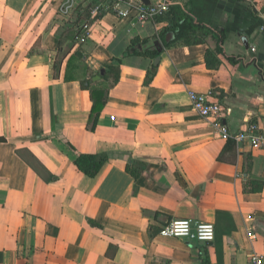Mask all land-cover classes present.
Here are the masks:
<instances>
[{
  "label": "crops",
  "instance_id": "crops-1",
  "mask_svg": "<svg viewBox=\"0 0 264 264\" xmlns=\"http://www.w3.org/2000/svg\"><path fill=\"white\" fill-rule=\"evenodd\" d=\"M171 1L210 31L202 43L164 48L165 17L139 23L110 11L78 45L72 28L86 0L68 14L63 0H0V264L264 257V151L221 139L189 97L220 101V123L232 135L252 124L264 132V0ZM154 49L157 63L144 54ZM77 51L83 61L67 68ZM207 51L217 68L207 67ZM114 60L118 81L91 132L92 101L80 82ZM81 154L107 156L95 178L76 170ZM127 166L143 169L136 180ZM173 220L211 224V245L160 236Z\"/></svg>",
  "mask_w": 264,
  "mask_h": 264
},
{
  "label": "built area",
  "instance_id": "built-area-1",
  "mask_svg": "<svg viewBox=\"0 0 264 264\" xmlns=\"http://www.w3.org/2000/svg\"><path fill=\"white\" fill-rule=\"evenodd\" d=\"M78 0H63L61 5L62 13L68 14ZM88 2V19L82 21L77 27L78 37L76 43L84 44L91 34L90 22L105 12H115L118 17L126 18L131 13L136 21L145 23L154 21L165 15L173 5L171 0H157L150 6H144L139 0H86ZM251 2V0H239ZM119 4H124L125 9L120 10ZM260 30L264 32V11L259 13ZM210 95V94H209ZM190 101L194 111L202 119L215 122L218 135L223 140H232L236 145L248 143L252 150L264 151V132H260L257 125H249L247 129L234 135L226 130V126L220 123L222 117V104L220 101H209L208 97L202 94L189 93ZM111 120L113 118L111 117ZM160 236L164 238L185 239L188 242L210 243L214 239V228L211 224L202 223L191 225L188 220H173L163 226ZM249 239H254L248 234ZM249 264H264V257L257 254L250 256Z\"/></svg>",
  "mask_w": 264,
  "mask_h": 264
},
{
  "label": "trees",
  "instance_id": "trees-1",
  "mask_svg": "<svg viewBox=\"0 0 264 264\" xmlns=\"http://www.w3.org/2000/svg\"><path fill=\"white\" fill-rule=\"evenodd\" d=\"M84 15L88 17V8L84 10ZM83 16L74 21L72 28V41L74 42L78 37L77 27L82 23V21H84ZM162 17H165V19L168 20L167 28L158 37L159 43L164 48H169L171 45L182 40L188 44H200L203 42V38L210 34V31L205 26L192 18L189 10H183L179 6L174 7L172 5L168 12ZM168 36H170V39ZM221 43L222 39L219 41V46ZM58 53L60 54L59 58H55L53 60L52 69L54 70H59L63 58L62 54L60 53V49ZM144 54L151 58H156L159 55L155 49L148 50ZM76 59H78L80 62L83 61L82 55L78 51L73 57H70L67 68L71 64L72 60L74 61ZM119 64L120 62L118 60H114L111 65L101 67L98 72L91 73L88 70L89 77L80 82L81 87L84 90L89 91L92 101L89 122L87 124V128L91 132L95 130L99 114L106 104L108 97L107 93L110 86L116 84L118 81ZM206 65L210 68H217L219 66V61L211 58V55L208 51L206 53ZM84 69L86 70L87 68L84 67ZM101 70H104V74L98 81H93L95 76L100 75ZM154 74V71H151L147 74L145 81L146 84H149L152 81ZM106 162L107 156L105 154H81L76 156L73 160L76 170L89 178H95ZM126 169L135 180L140 176V173L143 170L142 168L132 169L130 166H127ZM91 225H93V223H91ZM202 264L207 263L206 261H203Z\"/></svg>",
  "mask_w": 264,
  "mask_h": 264
},
{
  "label": "water",
  "instance_id": "water-1",
  "mask_svg": "<svg viewBox=\"0 0 264 264\" xmlns=\"http://www.w3.org/2000/svg\"><path fill=\"white\" fill-rule=\"evenodd\" d=\"M140 1V3L142 4V5H144V6H150V4L152 3V2H155V1H157V0H139ZM161 50H159V52H160ZM156 63L158 62V58H156ZM104 74V70H101V72H100V75H98V76H96L95 78H93V81H95V80H98V79H100V77L102 76ZM206 245H211V243H206Z\"/></svg>",
  "mask_w": 264,
  "mask_h": 264
}]
</instances>
